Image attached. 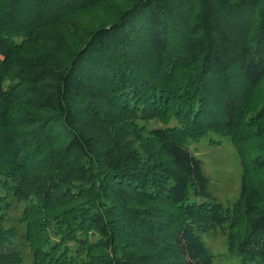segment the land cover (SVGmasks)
Segmentation results:
<instances>
[{"label":"trees","instance_id":"16d2710c","mask_svg":"<svg viewBox=\"0 0 264 264\" xmlns=\"http://www.w3.org/2000/svg\"><path fill=\"white\" fill-rule=\"evenodd\" d=\"M210 136L232 209L190 149ZM15 203L31 264H213L216 232L264 264V0H0V264L24 263Z\"/></svg>","mask_w":264,"mask_h":264},{"label":"rangeland","instance_id":"374dc122","mask_svg":"<svg viewBox=\"0 0 264 264\" xmlns=\"http://www.w3.org/2000/svg\"><path fill=\"white\" fill-rule=\"evenodd\" d=\"M137 124L145 125L148 129L162 127L157 120L140 121ZM210 139L219 143H210ZM190 149L201 160L203 171L210 180V190L213 195L225 208L232 209V205L239 198L242 179L241 165L233 145L227 139L210 136L198 143H192ZM23 207V204L15 203L3 227L6 229L14 227L20 235L14 239L7 253L17 252L23 257V264H31L32 256L28 244L21 237L24 227L19 223ZM202 239L214 256L213 264H240L239 257L229 253L227 239L220 232L203 234Z\"/></svg>","mask_w":264,"mask_h":264}]
</instances>
